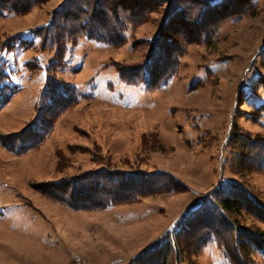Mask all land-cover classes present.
<instances>
[{
	"label": "rangeland",
	"instance_id": "obj_1",
	"mask_svg": "<svg viewBox=\"0 0 264 264\" xmlns=\"http://www.w3.org/2000/svg\"><path fill=\"white\" fill-rule=\"evenodd\" d=\"M63 1L0 16L3 82L18 88L0 104L1 134L20 132L36 115L55 51L42 47L34 29ZM117 1L124 2L107 3ZM255 1L249 13L220 24L208 42L188 43L175 75L153 90L122 82L115 65L143 60L164 5L129 26L121 46L87 37L68 45L57 75L85 97L59 113L38 147L16 154L0 144V264H130L225 179L264 206V166L246 143L264 136V0ZM14 34L32 47L2 50ZM101 167L166 172L187 188L94 210H72L44 193ZM231 217L239 228L264 233L253 216ZM237 254L243 264H264V252ZM174 256L172 264H230L215 239Z\"/></svg>",
	"mask_w": 264,
	"mask_h": 264
},
{
	"label": "trees",
	"instance_id": "obj_2",
	"mask_svg": "<svg viewBox=\"0 0 264 264\" xmlns=\"http://www.w3.org/2000/svg\"><path fill=\"white\" fill-rule=\"evenodd\" d=\"M44 1L0 0V16L22 14ZM107 1L64 0L51 12L46 25L34 29V33L42 38V47L54 49V57L46 67V83L36 105L33 121L15 134L0 133V144L6 149L21 154L38 147L51 132L59 113L69 110L85 97L76 86L57 75L58 69L64 65L68 45L76 43L79 38L87 37L111 46H121L126 41L124 33L129 26L144 22L150 12L164 5L158 35L153 42H149L143 60L115 65L122 82L153 90L166 84L175 75L188 43L192 40L208 42L220 24L249 13L250 7L256 2L124 0L112 6ZM180 35L183 36L181 39L178 38ZM32 45V41L14 34L1 44V48L11 51L16 47L27 49ZM7 77L4 65L0 63V104L7 103L18 91V88L3 82ZM236 134L243 135L240 132ZM246 143L253 147V156L259 159L257 163L264 166V136L247 137ZM186 188L183 182L166 172L148 173L138 169L101 167L53 184L44 193L72 210H94L134 203L141 197L166 191H183ZM241 213L253 216L264 224V206L241 184L225 179L179 218V225L172 234L164 236L130 264H172L174 254L192 253L211 239H215L230 264H243L237 253L243 254L246 249L247 252L263 253L264 233L239 228L238 220L231 215L239 216ZM236 236H243L245 241H238ZM147 259L151 260L148 262Z\"/></svg>",
	"mask_w": 264,
	"mask_h": 264
}]
</instances>
